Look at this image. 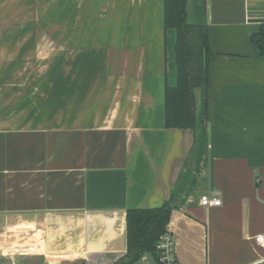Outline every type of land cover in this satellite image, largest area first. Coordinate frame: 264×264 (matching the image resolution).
I'll use <instances>...</instances> for the list:
<instances>
[{"label": "crops", "instance_id": "1", "mask_svg": "<svg viewBox=\"0 0 264 264\" xmlns=\"http://www.w3.org/2000/svg\"><path fill=\"white\" fill-rule=\"evenodd\" d=\"M190 3L214 53L183 129L163 0H0V264H127L128 209L165 203L179 264L264 259V0Z\"/></svg>", "mask_w": 264, "mask_h": 264}, {"label": "trees", "instance_id": "2", "mask_svg": "<svg viewBox=\"0 0 264 264\" xmlns=\"http://www.w3.org/2000/svg\"><path fill=\"white\" fill-rule=\"evenodd\" d=\"M191 0H163L165 29H174V46L177 82L166 84L165 120L168 128L190 129L195 127V90L208 88L210 80V49L208 25L190 20ZM252 43L264 56V23L252 34ZM173 207L165 203L156 208H131L127 211V264H142L145 254L157 257L156 247L161 235L168 231Z\"/></svg>", "mask_w": 264, "mask_h": 264}, {"label": "built area", "instance_id": "3", "mask_svg": "<svg viewBox=\"0 0 264 264\" xmlns=\"http://www.w3.org/2000/svg\"><path fill=\"white\" fill-rule=\"evenodd\" d=\"M200 201L205 207L220 206L222 204L220 197L212 196L210 194L202 195ZM161 236L162 237L156 247L157 257L155 258L152 256L153 264H179L175 252V239L169 231ZM256 242L264 247V232L259 233L256 237ZM146 259L147 258L144 255L141 263L146 264ZM254 264H264V259Z\"/></svg>", "mask_w": 264, "mask_h": 264}, {"label": "rangeland", "instance_id": "4", "mask_svg": "<svg viewBox=\"0 0 264 264\" xmlns=\"http://www.w3.org/2000/svg\"><path fill=\"white\" fill-rule=\"evenodd\" d=\"M60 21L61 20H59L58 21V23H60ZM57 31H58V35H61V34H63V33H65V26L63 25V24H59L58 25V29H57ZM60 50H61V47L63 46H65V43L64 42H62V41H60ZM62 49H64V48H62ZM145 256H146V264H153V258H152V255L151 254H145Z\"/></svg>", "mask_w": 264, "mask_h": 264}]
</instances>
